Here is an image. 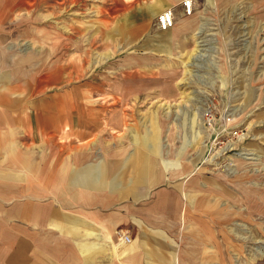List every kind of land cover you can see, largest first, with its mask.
Here are the masks:
<instances>
[{
  "label": "rangeland",
  "instance_id": "rangeland-1",
  "mask_svg": "<svg viewBox=\"0 0 264 264\" xmlns=\"http://www.w3.org/2000/svg\"><path fill=\"white\" fill-rule=\"evenodd\" d=\"M215 3L176 56L156 26L159 0H0V89L34 113L144 129L135 143L159 154L162 175L166 158L210 177L179 229L185 245L202 236L194 264H264V2Z\"/></svg>",
  "mask_w": 264,
  "mask_h": 264
},
{
  "label": "crops",
  "instance_id": "crops-1",
  "mask_svg": "<svg viewBox=\"0 0 264 264\" xmlns=\"http://www.w3.org/2000/svg\"><path fill=\"white\" fill-rule=\"evenodd\" d=\"M159 2L174 11V25L162 31L181 55L192 48L209 0H193L190 14L183 0ZM215 2L219 8L225 0ZM58 100L63 111L74 109ZM30 103L0 89V264L196 263L202 236L185 245L179 229L197 208L190 193L209 191L208 175L186 176L188 165L178 169L166 158L162 175L159 154L145 151L144 138L135 143L144 129L96 128L82 122L90 113H34ZM193 138L185 137L182 150Z\"/></svg>",
  "mask_w": 264,
  "mask_h": 264
},
{
  "label": "built area",
  "instance_id": "built-area-1",
  "mask_svg": "<svg viewBox=\"0 0 264 264\" xmlns=\"http://www.w3.org/2000/svg\"><path fill=\"white\" fill-rule=\"evenodd\" d=\"M183 7L184 11L187 14H190L193 10V0H183ZM175 21V15L172 8H168L163 10L159 15L157 16L156 25L161 30H166L170 28L172 25H174ZM209 116H212V114H209ZM241 136V133L239 131V128L234 127L231 129V138L229 140L237 139ZM233 143V142H232ZM119 238L125 242H129L131 240V237L128 233H125L122 231V229H119L117 231Z\"/></svg>",
  "mask_w": 264,
  "mask_h": 264
},
{
  "label": "bare ground",
  "instance_id": "bare-ground-1",
  "mask_svg": "<svg viewBox=\"0 0 264 264\" xmlns=\"http://www.w3.org/2000/svg\"><path fill=\"white\" fill-rule=\"evenodd\" d=\"M169 107H170V106L168 105V106H167V108H169ZM246 158H251V156L247 155V157H246Z\"/></svg>",
  "mask_w": 264,
  "mask_h": 264
}]
</instances>
